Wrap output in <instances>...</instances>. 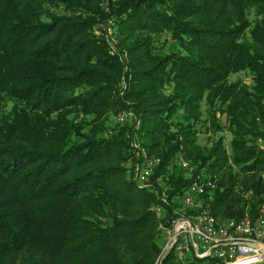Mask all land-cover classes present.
<instances>
[{"label":"trees","instance_id":"obj_1","mask_svg":"<svg viewBox=\"0 0 264 264\" xmlns=\"http://www.w3.org/2000/svg\"><path fill=\"white\" fill-rule=\"evenodd\" d=\"M90 2L0 0V264H155L160 227L197 175L215 182L219 221L264 207V0ZM108 17L116 54L94 33ZM162 36L179 50L157 55ZM242 72L250 84L229 82ZM202 103L229 131V156L222 138L197 144ZM123 110L137 126L105 135L100 118ZM136 146L159 159L152 188L127 175Z\"/></svg>","mask_w":264,"mask_h":264},{"label":"built area","instance_id":"obj_2","mask_svg":"<svg viewBox=\"0 0 264 264\" xmlns=\"http://www.w3.org/2000/svg\"><path fill=\"white\" fill-rule=\"evenodd\" d=\"M134 118L131 110L121 111L116 116L119 124ZM138 149L139 147L136 146ZM133 179L143 188H152L151 177L159 164V159L148 158L143 150L137 153ZM180 166L189 176H193L191 162L182 161ZM215 182L207 177L195 176L185 188L182 196L174 202H181L188 212L196 211L190 217H179L174 211L170 225L163 228L164 254L171 248L176 264H189L193 258H215L221 264H258L264 262V208L255 220L247 217L239 220L219 221L210 214ZM161 201L168 205L166 196ZM156 216L164 213L162 205L153 208ZM170 251V252H171ZM196 251V252H195Z\"/></svg>","mask_w":264,"mask_h":264},{"label":"rangeland","instance_id":"obj_3","mask_svg":"<svg viewBox=\"0 0 264 264\" xmlns=\"http://www.w3.org/2000/svg\"><path fill=\"white\" fill-rule=\"evenodd\" d=\"M117 1H119V0H111L112 3H115ZM93 2L97 3V5L100 7V9H102L104 12L108 8L107 0H91L90 3L92 4ZM252 14H253V12H251V16H252ZM101 30H102V32H100ZM94 33L96 36H99V34L103 35L106 43L109 45V52L111 54L118 53L117 50L119 49V47H118L117 30L113 28L112 19H110L108 17L107 19L98 22L97 26L94 28ZM164 43H166V44H164ZM155 47H156L155 52L159 56H162V55L167 54V53H174V52L179 50V47L174 42L169 40V38L166 36L165 37L162 36L160 38L158 44ZM236 80H239L241 83H244V84H250L249 74H247L245 72L238 73V74H232L229 77L230 83L234 82ZM123 83H124V81H122L120 84L121 90L124 89ZM9 108H10V105L6 106L3 111L7 112V110H9ZM124 111H126V110H124ZM200 112H201V120L195 126V129L197 130V135H196L197 144L201 147L209 149L215 141H217L219 138H222L225 150L227 152L226 154H228V156H229L230 155L229 141L231 138L229 131L225 128L223 131H220V132L214 131V127L211 126V119L208 117V114L206 112V106L204 103H202V105H201ZM133 115H134V113H133ZM116 116H117V114L114 115L112 112H107L106 114H104V116H102L100 118V121L101 122L103 121L105 123V127H106L105 135L112 134V132L115 130L116 127L117 128H118V126L121 127V126H123V124L128 125V126L132 125L133 127L137 126L138 122H135V116L131 120H129V119L126 120V122L123 124L118 123ZM216 117L219 121H221L222 124H225V117L224 116L217 115ZM139 148L135 149V150H138V152H139ZM136 156H137V154H136ZM146 156H147V154H146ZM186 159H187L186 157L181 156V155L175 159V164L177 165V169L183 175H185L186 172H184L183 169L181 168L180 162H182L184 160L186 161ZM124 166L127 169V175L130 176V174L133 173V171L135 169V163L132 164V162L129 161ZM193 167H194V169H193V171H194L195 166H193ZM189 177L191 178L192 176L188 175L187 178H189ZM263 180H264V177H263ZM161 197L163 198V195ZM175 205H176V210H174V211L178 212L179 217L184 216V215H185L184 217H190V216L195 215L197 213L196 211H192V210L190 212H188V209L183 208L181 202L175 203ZM258 215H262L261 210L259 211ZM160 229L162 231V242H163L162 251H163L164 246H165L164 230L162 229V227H160ZM162 251H161L159 258L156 260L155 264H160V258L163 255ZM36 261H38V259H36ZM78 264H84V260L82 257H80V262ZM92 264H94V262Z\"/></svg>","mask_w":264,"mask_h":264},{"label":"water","instance_id":"obj_4","mask_svg":"<svg viewBox=\"0 0 264 264\" xmlns=\"http://www.w3.org/2000/svg\"><path fill=\"white\" fill-rule=\"evenodd\" d=\"M171 251V248L169 250H167L163 255L162 257L160 258V264L162 263V261L167 257V255L170 253ZM196 252V251H195Z\"/></svg>","mask_w":264,"mask_h":264}]
</instances>
